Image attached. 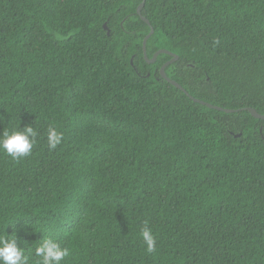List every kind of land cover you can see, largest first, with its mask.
Segmentation results:
<instances>
[{
    "label": "trees",
    "instance_id": "16d2710c",
    "mask_svg": "<svg viewBox=\"0 0 264 264\" xmlns=\"http://www.w3.org/2000/svg\"><path fill=\"white\" fill-rule=\"evenodd\" d=\"M141 2L0 0V132H38L0 152V234L28 264L43 238L61 264H264V0Z\"/></svg>",
    "mask_w": 264,
    "mask_h": 264
},
{
    "label": "clouds",
    "instance_id": "9594fccd",
    "mask_svg": "<svg viewBox=\"0 0 264 264\" xmlns=\"http://www.w3.org/2000/svg\"><path fill=\"white\" fill-rule=\"evenodd\" d=\"M218 43V41H217ZM38 132L32 125H27L19 130H3L0 132V152L19 160L29 156L37 143ZM47 145L49 151L55 150L63 141V133L56 127L49 126L47 130ZM140 235L146 244V251H156V239L151 228L145 221ZM35 255L40 258L38 264H61L65 257L70 255V250L52 238H43L42 243L35 248ZM29 258L23 247L18 246L15 234H0V264H28Z\"/></svg>",
    "mask_w": 264,
    "mask_h": 264
},
{
    "label": "water",
    "instance_id": "95a60500",
    "mask_svg": "<svg viewBox=\"0 0 264 264\" xmlns=\"http://www.w3.org/2000/svg\"><path fill=\"white\" fill-rule=\"evenodd\" d=\"M143 4H144V0H142V2H141V3L138 5V7H137V12H138V13H140V10H141ZM143 19H144L147 23H149V21H148L147 19H145V18H143ZM149 25H150V24H149ZM104 28L107 29L106 24H104ZM107 32L109 33L108 30H107ZM152 33H153V28L150 26V31H149V33L146 35V37L143 39V43H142L144 55H146V41H147L148 37H149ZM162 52L171 55L172 58H171L168 62H166V63L161 67V69H160V73H161V75H162L163 77H165V78H166L171 84H173L174 86H176L177 88H179V89H181L183 92H185L187 95H189L188 92L185 90V88H183V87H182L177 81H175V80H173V79H170V78L166 77V75H165V73H164V67H165L166 65L170 64L171 62L175 61V60L178 58V56H177L176 54H174V53H172V52H170V51H168V50H165V49H160V50H158V51L153 55V57H152L151 59L148 60V62H153L154 59H155V57H156V55H157L158 53H162ZM189 97H190L191 99H193L194 101L199 102V103H201V104H204V105H206V106H208V107L216 108V109H219V110H224L225 112H233V111H236V109L223 108V107H220V106H217V105H213V104L208 103V102H205V101H203V100H201V99L194 98V97L191 96V95H189ZM250 111H251L254 115L264 118V115H258V114H256V113H255L253 110H251V109H250Z\"/></svg>",
    "mask_w": 264,
    "mask_h": 264
}]
</instances>
